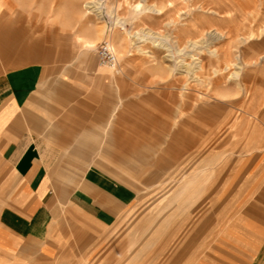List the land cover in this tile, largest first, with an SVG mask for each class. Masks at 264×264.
Masks as SVG:
<instances>
[{
    "label": "rangeland",
    "instance_id": "rangeland-1",
    "mask_svg": "<svg viewBox=\"0 0 264 264\" xmlns=\"http://www.w3.org/2000/svg\"><path fill=\"white\" fill-rule=\"evenodd\" d=\"M8 4L0 18L2 65L40 58L62 68L71 87L63 114L103 118L94 135L75 136L74 147L90 149L89 164L136 192L123 221L127 261L186 254L201 233L224 242L221 253L208 245L204 254H231V226L247 218L231 214L243 202L236 190L250 155L264 152V0ZM104 42L117 57L115 70L98 63Z\"/></svg>",
    "mask_w": 264,
    "mask_h": 264
},
{
    "label": "crops",
    "instance_id": "crops-1",
    "mask_svg": "<svg viewBox=\"0 0 264 264\" xmlns=\"http://www.w3.org/2000/svg\"><path fill=\"white\" fill-rule=\"evenodd\" d=\"M6 12L8 0L0 18ZM61 73L40 58L12 68L0 61V264H142V258L127 261L124 255L123 221L136 192L89 164L83 156L90 149L74 147V137L94 135V121L103 118L63 114V92L71 87ZM236 194L243 202L231 214L247 218L231 226V254H217L222 236L208 241L201 233L186 254L150 263L264 264V152L257 159L250 155ZM208 245L218 249L215 254H204Z\"/></svg>",
    "mask_w": 264,
    "mask_h": 264
},
{
    "label": "built area",
    "instance_id": "built-area-1",
    "mask_svg": "<svg viewBox=\"0 0 264 264\" xmlns=\"http://www.w3.org/2000/svg\"><path fill=\"white\" fill-rule=\"evenodd\" d=\"M96 55L100 66L111 70H115L117 68V57L108 42L101 43L98 46Z\"/></svg>",
    "mask_w": 264,
    "mask_h": 264
},
{
    "label": "bare ground",
    "instance_id": "bare-ground-1",
    "mask_svg": "<svg viewBox=\"0 0 264 264\" xmlns=\"http://www.w3.org/2000/svg\"><path fill=\"white\" fill-rule=\"evenodd\" d=\"M92 6H93V5H92ZM82 44H83L85 47H88V48L91 47L89 41H87V40H85Z\"/></svg>",
    "mask_w": 264,
    "mask_h": 264
}]
</instances>
